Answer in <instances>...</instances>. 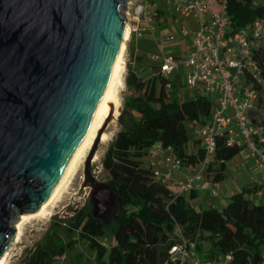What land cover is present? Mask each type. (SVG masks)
Instances as JSON below:
<instances>
[{
  "label": "trees",
  "instance_id": "16d2710c",
  "mask_svg": "<svg viewBox=\"0 0 264 264\" xmlns=\"http://www.w3.org/2000/svg\"><path fill=\"white\" fill-rule=\"evenodd\" d=\"M209 1L210 10L215 12L223 0ZM149 2L154 16L160 19L165 14L162 0ZM255 3L226 0L227 36L249 29L258 19L264 20V4ZM130 48V56L135 59L131 45ZM252 55L264 79V41L253 46ZM166 83L159 66L148 80L128 67L126 85L136 94L128 99L132 124L116 133L102 159L106 183L118 200L109 222L111 245L101 243L107 233L106 223L84 207L64 221L63 234L76 233L78 240L96 252L100 264H175L169 250L181 236L196 253L203 254L206 262L263 264L264 186L247 185L218 209L214 205L195 206L196 192L175 196L153 175L147 156L156 145L171 147L185 167L193 169L200 162L202 150L198 141L192 140L191 131L206 122L212 111V102L204 95L186 98L179 93L171 97ZM216 143V153L207 170L213 173L214 183L225 179L227 163L243 150L228 146L222 136ZM257 191H261L258 200ZM51 236L26 249L20 264H67L65 255L74 251L73 242L64 239L60 244L55 231ZM203 243L209 244L206 252ZM227 255L230 259L225 261Z\"/></svg>",
  "mask_w": 264,
  "mask_h": 264
},
{
  "label": "water",
  "instance_id": "95a60500",
  "mask_svg": "<svg viewBox=\"0 0 264 264\" xmlns=\"http://www.w3.org/2000/svg\"><path fill=\"white\" fill-rule=\"evenodd\" d=\"M127 2L0 0V257L13 221L59 189L110 82Z\"/></svg>",
  "mask_w": 264,
  "mask_h": 264
},
{
  "label": "built area",
  "instance_id": "2783aa9c",
  "mask_svg": "<svg viewBox=\"0 0 264 264\" xmlns=\"http://www.w3.org/2000/svg\"><path fill=\"white\" fill-rule=\"evenodd\" d=\"M162 3L165 12L173 16L199 18L208 15L198 21L197 30L191 34L188 56L164 54L158 66L159 72L167 78L179 63L183 64L188 70L184 85L189 83L200 88L201 94L212 102V111L206 122L194 126L191 131L192 140H197L202 150L200 162L183 179L173 180L172 172L179 170L182 163L171 147L156 145L147 156L153 175L173 188L175 196L201 190L216 153L217 138L222 136L228 146L241 147V153L249 151L254 155L264 184V79L252 55L253 46L264 41V20L258 19L249 29L229 37L226 0L215 12L210 10L209 0H162ZM134 10L132 19L139 24V16L145 9L138 4ZM182 34L189 33L185 29ZM165 88H172L168 78ZM209 191L212 197L219 194L213 186ZM169 255L175 264H203L200 257L190 255L188 241L182 236L170 248ZM229 259L227 255L225 261Z\"/></svg>",
  "mask_w": 264,
  "mask_h": 264
},
{
  "label": "rangeland",
  "instance_id": "374dc122",
  "mask_svg": "<svg viewBox=\"0 0 264 264\" xmlns=\"http://www.w3.org/2000/svg\"><path fill=\"white\" fill-rule=\"evenodd\" d=\"M255 2V4H264V0H255ZM127 3L123 6V14L126 20H128L126 23L131 28V35L129 34L124 54V87L119 96V99H121L119 111L116 118L111 119L103 130L108 135L109 140L101 142L97 138L90 149L86 151V156L84 155L79 161L73 171L74 174L72 173L71 178H69L70 181L66 183V187L63 188L58 199L53 203V208H51L49 216L28 219L22 227L20 238L17 240L18 242L16 241L15 233L6 248V251L9 252V258L6 264H20V259L25 250L33 247L43 239L52 237L51 234L53 231L60 238V244L64 242V239L73 242L74 251L65 255V263L100 264L96 252L85 241L78 240L76 233L71 235L67 233V235L65 234L66 236L63 234V223L67 218L83 207L87 211L94 212V204L97 206V216L103 218L107 227V233L103 239L104 242L101 243L108 247L113 242L111 233L108 231L112 223L108 221L107 212L117 201L105 188L108 176L102 167V159L116 133L132 124V115L129 111L128 99L136 96V94L129 90L126 85L128 67L130 65L137 73L139 72L141 74L143 80H148L158 72V65L162 55L172 54L178 55L181 58L187 57L192 40L191 34L194 30H197L198 25L197 18L194 16L185 17L180 14L173 16L169 12H165L160 19H157L154 16L155 13L150 6L149 0H128ZM138 4H141L145 9L139 16V24L137 22L135 23L132 19L133 15H135L134 9ZM160 23L165 26L163 27ZM135 28L136 30H134ZM185 29L188 31V35L182 34V31ZM169 36H172L173 39L170 40ZM130 45L133 47L135 59L133 56H130ZM139 58L140 61L138 60ZM179 60L181 61L183 59ZM187 72L188 70L183 64L179 63L176 70L167 76L169 83L172 85V88L168 90V94L171 97L180 93L186 98H192L203 92L200 88L197 86L194 87L192 84L188 83V85H184V77ZM178 90L179 92L177 93L176 91ZM173 92H176V94ZM262 99H264L263 92ZM242 159L243 155L240 153L232 159L231 165L235 166ZM174 172H172V178L173 180H178L176 179L177 177H174V174H176ZM212 177L213 173L211 172L206 176L207 181L212 182ZM225 184L226 182H215V187L221 192L216 205L218 208H223L221 203H228L229 199L225 195H229L232 192L229 188L225 187ZM241 184L237 183L235 185L236 190H239ZM169 188L172 191L173 188ZM20 217L21 215L13 221L12 226L14 228ZM62 235H64V239ZM108 251L109 249L106 252L108 253ZM106 258L107 255L104 256V261H106Z\"/></svg>",
  "mask_w": 264,
  "mask_h": 264
},
{
  "label": "bare ground",
  "instance_id": "6f19581e",
  "mask_svg": "<svg viewBox=\"0 0 264 264\" xmlns=\"http://www.w3.org/2000/svg\"><path fill=\"white\" fill-rule=\"evenodd\" d=\"M126 25L127 26L122 36V41L120 44L117 60H116L108 87L77 149V152L59 186L58 191L51 197V199L47 203H42L39 209L35 213L28 214V215H21L19 221L17 222L15 226L16 241L20 238L19 236L21 234L22 227L28 219H31L34 217H45V216L50 215V210L51 208H53V203L58 199L63 188L66 187V183L70 181L69 178H71L70 176L75 170L77 164L82 159V157H84L86 151L90 149L94 141H96L97 138L101 142L109 140L108 135L103 130L106 128L108 122L111 119L116 118L118 111H119V107H120L121 99H119V96H120V92L122 88L124 87L123 86L124 85L123 83L124 73L123 72H124V64H125L124 54L126 51V43L129 39V34L131 31L129 24L126 23ZM8 258H9V252L5 251L0 257V264H6V262L8 261Z\"/></svg>",
  "mask_w": 264,
  "mask_h": 264
},
{
  "label": "crops",
  "instance_id": "0c3cea01",
  "mask_svg": "<svg viewBox=\"0 0 264 264\" xmlns=\"http://www.w3.org/2000/svg\"><path fill=\"white\" fill-rule=\"evenodd\" d=\"M208 15H202L199 18H197V22L201 19H206ZM131 35V31H130ZM243 155V159L239 161V163L235 164V166H232V160L227 163V167L225 170V179L221 182H226L225 187L229 188L230 191H232L229 195H225L226 198L229 199L233 194L238 193L241 191V189L247 185L251 187H259V186H264L261 180V172L259 168L256 166L254 155L249 152L245 151L244 153H241ZM191 168L182 166L179 168V170L175 171L174 177H177L176 179H183L188 173ZM210 174V173H209ZM207 173V175H209ZM237 183H242L239 190H236ZM215 187L214 182H209L207 179L204 180L203 182V188L199 191L196 192L197 197L193 200V204L195 206L202 205L204 207L209 206V205H214L216 208H218L216 205L219 201V196L221 195V192L218 190L219 194L217 197H212L209 191L210 187ZM223 190H225L223 188ZM261 196V191H257L255 194V197L257 200ZM225 197H223L225 199ZM226 203H221L223 207H225ZM225 205V206H224ZM222 209V208H218ZM209 249V244L208 243H203V252H206ZM264 252V250H263ZM190 255L191 256H198L202 259L203 264H225L224 261L221 262H213L209 263L203 260V254H198L193 250V247L190 246ZM264 255V254H263Z\"/></svg>",
  "mask_w": 264,
  "mask_h": 264
}]
</instances>
